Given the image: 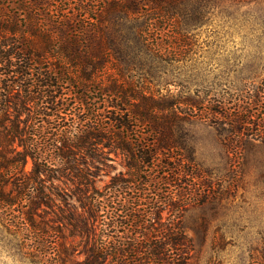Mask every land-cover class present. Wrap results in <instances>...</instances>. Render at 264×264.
Returning <instances> with one entry per match:
<instances>
[{
	"label": "trees",
	"instance_id": "trees-1",
	"mask_svg": "<svg viewBox=\"0 0 264 264\" xmlns=\"http://www.w3.org/2000/svg\"><path fill=\"white\" fill-rule=\"evenodd\" d=\"M189 1L0 0V222L32 261L190 264L183 215L208 181L184 120L264 143V75L185 97L134 80ZM112 153L125 170L98 186Z\"/></svg>",
	"mask_w": 264,
	"mask_h": 264
},
{
	"label": "rangeland",
	"instance_id": "rangeland-1",
	"mask_svg": "<svg viewBox=\"0 0 264 264\" xmlns=\"http://www.w3.org/2000/svg\"><path fill=\"white\" fill-rule=\"evenodd\" d=\"M186 8L183 18L152 31L177 59L170 53L138 67L135 81L157 95L185 97L196 89L213 92L264 75V0H190ZM183 126L208 181L205 195L183 215V230L193 243L190 264L264 261V143L248 139L234 148L203 119H186ZM111 155L98 186L125 170L122 157ZM0 264H41L1 222Z\"/></svg>",
	"mask_w": 264,
	"mask_h": 264
}]
</instances>
